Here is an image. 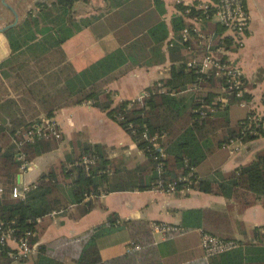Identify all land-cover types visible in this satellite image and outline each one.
I'll list each match as a JSON object with an SVG mask.
<instances>
[{
	"label": "trees",
	"instance_id": "trees-1",
	"mask_svg": "<svg viewBox=\"0 0 264 264\" xmlns=\"http://www.w3.org/2000/svg\"><path fill=\"white\" fill-rule=\"evenodd\" d=\"M76 1L37 3L35 14L27 13L18 26L6 31L12 55L0 64V69L17 64L15 74H9L7 78L13 80L10 87L25 111L32 112L34 116L42 112L51 118L58 109L89 103L120 126L145 156L146 163L135 165L130 170L122 169L105 157L100 146L85 144L79 150L72 149L63 161L42 174L23 200H14L10 189L20 164L16 161V150L10 142V135L16 128L27 127L31 122L28 124L14 117V108L18 104L5 101L3 106L11 113L7 119H0L1 123L9 125L0 127V184L4 190L0 197V224L9 227L16 240H27L35 251L33 264H163L162 258L168 252L165 246L154 245L150 224L143 220L124 221L115 213L108 214L104 222L81 235L60 237L37 245L51 225L50 216L53 213L66 215L72 212L74 219H80L96 208L101 195L145 192L158 188L159 184V190H165L168 185L175 184L176 191L187 187L221 197L238 205L242 211L256 203L264 206V149L254 159L228 173L220 169L227 155H223L220 163L215 158L217 155L213 157L217 152L222 154L223 146L232 142L246 145L258 140L261 131L257 129L256 134L244 131L251 114L234 124L229 119L230 104L247 101L249 96L245 94L237 99L234 94H223L228 104L219 103L217 97L225 85L224 80L212 75H197L186 67L185 62L190 58L188 48L194 46L192 42L183 41L181 33L193 27L187 23L188 18L201 15L194 9L197 5H178L180 15L171 20L174 37L168 43L170 67L167 78L146 89L148 97L142 103L123 101L113 106L112 93L103 88L104 84L122 74L121 68L128 60L122 52L108 54L80 72H76L69 63L56 69L47 67L34 71L28 69L25 63L28 59L42 61L51 52L59 50L74 34L97 20L98 17L74 20L72 8ZM188 10L189 14H186ZM211 20L212 17L203 21L201 29L204 34L213 37V48L219 47L220 38L224 37L221 46L225 50H233L229 38L223 35L225 29L218 24L211 26L208 24ZM147 36L151 45L159 48L168 38L165 24L158 23L148 31ZM20 58L23 62L19 61ZM195 85L196 91L192 90ZM145 130L149 135L166 136L165 142L158 143L166 155L160 173L156 169L157 150L141 137ZM56 147L57 143L53 140L36 141L25 147L24 152L29 162ZM83 156L94 159L93 165L87 169L77 165ZM179 229L178 234L200 231L223 241H237L229 214L209 208L182 211ZM118 231H126L132 244L138 245L139 249L103 261L98 241ZM237 243L238 248L231 252L185 264H264L263 229L252 230L248 241ZM9 251L7 247L0 248V264L14 262L7 256Z\"/></svg>",
	"mask_w": 264,
	"mask_h": 264
},
{
	"label": "crops",
	"instance_id": "crops-1",
	"mask_svg": "<svg viewBox=\"0 0 264 264\" xmlns=\"http://www.w3.org/2000/svg\"><path fill=\"white\" fill-rule=\"evenodd\" d=\"M78 1H80V14L75 15L73 14L76 12L74 6ZM78 1L72 8L74 20L98 17L97 20L74 34L61 45L59 50L51 52L42 61L28 59L25 63L28 65L27 68L33 71L37 68L45 69L47 67L56 69L64 63H69L76 72H80L108 54L122 52L128 59L121 68L122 74L117 79L104 84L103 88L112 93L113 106H116L123 101H136L155 82L167 78L170 67L168 43L174 37L171 20L180 15L177 6L200 5L213 0ZM41 2L44 1L5 0V3L18 15L16 26L22 22L27 13L35 14L36 4ZM244 3L249 15V24L241 43L237 44L231 41L232 38L225 31L223 34L229 38L233 49L228 50L227 57L240 69L244 80L245 92L243 95L249 96L247 101L241 100L230 104L229 119L232 124L244 120L248 114L264 115V0H244ZM148 9L153 10L156 17L151 22L145 23ZM0 17V30L14 22L12 13L6 9L2 0H0ZM140 22L142 27H139ZM162 22L167 28L168 38L159 48H155L151 45L147 33ZM208 24L215 26L217 18H213ZM143 25L146 26L143 27ZM126 26L131 28L122 32ZM6 31L0 34V64L10 59L12 55ZM142 38L143 41L139 42ZM153 49L154 51H152ZM161 59L163 61L159 63ZM19 61L23 62V58H20ZM16 67L17 64L14 63L9 68L0 69L1 120L7 119V115L11 113V110L3 106L5 101L11 100L18 104L17 94L10 87L13 80L7 78L15 74ZM219 93L217 99L223 98L222 104L227 105V98L224 97L221 89ZM242 102L245 103L244 107L239 105ZM13 114L14 117H18L28 124L40 117H47L42 112L34 116L32 112L22 109L19 104L14 108ZM51 118L61 131V140H53L57 143V147L52 151L43 153L29 162L27 160L29 164L27 169L22 173H19L18 170L14 185L19 187L34 186L42 174L48 173L50 169L63 161L72 149L79 150L85 144L100 146L105 157L111 163L122 164L128 170L135 165H145V156L120 126L109 119L106 113L83 103L76 107L58 109ZM1 120V128L9 127V125L1 123ZM223 147H225L222 150L223 153L217 152L213 157L217 155L215 158L220 163L223 161V155H227L220 169L223 173H228L254 159L264 149V137L246 145L235 141ZM0 186L2 185L0 184ZM212 203H216L228 211L233 236L237 241H248L251 231L256 228L264 230V206L261 203H256L242 211L238 205L228 203L221 197L199 193L187 187L172 193L152 189L145 192H118L101 195L96 208L80 219H74L72 212L66 215H51L52 223L37 245L47 244L60 237L71 238L81 235L104 222L110 213L117 214L124 221L143 220L149 224L156 222L179 227L182 211L212 209ZM201 234L200 231L176 233L171 237L153 234L154 245L163 248L165 246V251L168 252L162 258V263L174 264L178 255L183 261L178 264L203 258L200 246ZM131 244L128 233L118 231L98 241L100 257L103 261H107L122 256L128 253ZM10 247L14 248L15 246L10 244ZM173 249H175V253H173ZM33 260L34 255L19 262L33 264Z\"/></svg>",
	"mask_w": 264,
	"mask_h": 264
},
{
	"label": "built area",
	"instance_id": "built-area-1",
	"mask_svg": "<svg viewBox=\"0 0 264 264\" xmlns=\"http://www.w3.org/2000/svg\"><path fill=\"white\" fill-rule=\"evenodd\" d=\"M192 7V6H187ZM195 10L200 11L201 15L196 18H188L187 21L193 26L192 29H184L181 33L182 40L185 42H192L194 46L188 48L190 58L185 62L189 70H193L197 75L210 76L224 80V86L221 88L223 94H234L235 97L241 98L245 92L243 77L240 69L234 65L227 57L228 50L224 49L223 38H220V45L213 48V37L208 36L202 32L203 21L209 20L210 17L217 18V24L225 29V32L232 38L234 43L240 44L244 33L249 24V15L245 7L244 0H215L210 3L200 4L194 7ZM189 14V10L186 11ZM204 16V17H203ZM212 21V20H211ZM201 52V53H200ZM207 78V77H206ZM200 82H203L202 80ZM194 91L197 90V85L193 86ZM148 97V93L142 95L132 102H140ZM219 103H223V98H218ZM89 105V103H87ZM244 107L245 103H239ZM214 112V109H211ZM203 115V114H201ZM249 124L244 131H249L251 134L261 131V137L264 135V115H252L248 117ZM142 139L152 143L158 152L157 171L160 173L163 169V160L166 159L163 147L159 146V142H165V134L149 135L147 130L142 134ZM62 138L61 131L58 125L52 118L40 117L32 121L27 127L16 128L10 135V142L14 145L16 150V161L19 162V173L24 172L28 167L27 156L24 152L25 147L33 144L36 141L55 140L60 141ZM94 159L83 156L77 165L85 167L86 169L93 165ZM185 181V179L183 180ZM161 184L158 185L159 189ZM31 187L12 186L10 189V196L14 200H23L26 193ZM3 187L0 186V197L3 194ZM165 193H172L175 191V184L168 185ZM55 213L52 214L54 216ZM150 231L153 234L167 235L180 233L179 227H172L170 225L161 223H151ZM14 245V248L10 247ZM200 246L205 258L219 256L231 252L238 248L237 241H223L216 236L202 233L200 238ZM7 247L10 251L7 256L12 261L21 262L34 255V249L31 248L27 240H16L12 237V230L0 224V248ZM138 245L131 244L128 252L137 251Z\"/></svg>",
	"mask_w": 264,
	"mask_h": 264
},
{
	"label": "rangeland",
	"instance_id": "rangeland-1",
	"mask_svg": "<svg viewBox=\"0 0 264 264\" xmlns=\"http://www.w3.org/2000/svg\"><path fill=\"white\" fill-rule=\"evenodd\" d=\"M43 1L46 2L47 4H49V3H51V2L54 1V0H43ZM79 2H80V1H78L77 4L74 6V9L76 10V12L73 13V14H75V15H79V14H80ZM34 10H35V9H34ZM154 17H156V13H155L153 10H149V9H148V14L146 15V19L144 20L145 23L151 22V21L154 19ZM145 26H146V25H143V27H145ZM139 27H142L141 22L139 23ZM129 28H131V27H130V26H126V27L122 30V32L127 31ZM140 41H143V38L140 39L139 42H140ZM259 142H261V141H259ZM117 161H118V160H117ZM145 163H146V162H145ZM118 165H119V167H121L122 169H127L126 166H123L122 164H118ZM125 165H127V164L125 163ZM133 167H134V166H133ZM211 206H212V207H211L212 210L221 211V212H228L224 207H221L220 205H218V204H216V203H212ZM179 257H180V256L178 255L177 258L175 259V263H174V264H178V263H180V262H183ZM12 264H23V263H20V262H14V263H12Z\"/></svg>",
	"mask_w": 264,
	"mask_h": 264
},
{
	"label": "water",
	"instance_id": "water-1",
	"mask_svg": "<svg viewBox=\"0 0 264 264\" xmlns=\"http://www.w3.org/2000/svg\"><path fill=\"white\" fill-rule=\"evenodd\" d=\"M2 3L3 5L6 7V9H8V11H10L14 17V22L7 26V27H4L0 30V34L4 33L6 30H9V29H12L16 26L17 22H18V15L16 14V12L10 7L8 6L6 3H5V0H2ZM1 18V17H0Z\"/></svg>",
	"mask_w": 264,
	"mask_h": 264
}]
</instances>
